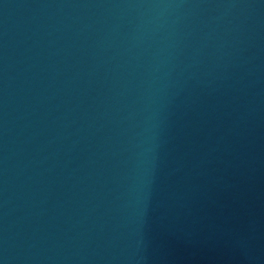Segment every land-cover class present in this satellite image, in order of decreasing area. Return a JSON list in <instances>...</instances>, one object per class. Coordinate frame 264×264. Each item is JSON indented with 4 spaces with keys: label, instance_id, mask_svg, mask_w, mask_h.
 <instances>
[{
    "label": "water",
    "instance_id": "1",
    "mask_svg": "<svg viewBox=\"0 0 264 264\" xmlns=\"http://www.w3.org/2000/svg\"><path fill=\"white\" fill-rule=\"evenodd\" d=\"M264 0H0V264H254Z\"/></svg>",
    "mask_w": 264,
    "mask_h": 264
}]
</instances>
